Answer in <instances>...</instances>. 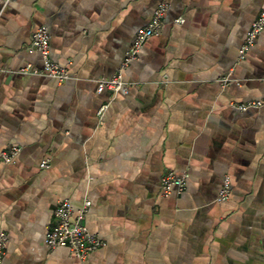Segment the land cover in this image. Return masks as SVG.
Listing matches in <instances>:
<instances>
[{
    "label": "crops",
    "instance_id": "1",
    "mask_svg": "<svg viewBox=\"0 0 264 264\" xmlns=\"http://www.w3.org/2000/svg\"><path fill=\"white\" fill-rule=\"evenodd\" d=\"M162 1L164 25L125 71L128 89L99 93ZM3 2L0 67L14 72L0 71V148L22 149L0 162V264H264V105H229L264 97V32L239 59L264 0ZM41 25L64 82L17 72L43 66L30 48ZM169 170L189 173L181 194L163 193ZM66 197L92 201L87 225L106 240L86 260L45 242Z\"/></svg>",
    "mask_w": 264,
    "mask_h": 264
},
{
    "label": "built area",
    "instance_id": "2",
    "mask_svg": "<svg viewBox=\"0 0 264 264\" xmlns=\"http://www.w3.org/2000/svg\"><path fill=\"white\" fill-rule=\"evenodd\" d=\"M4 5H7L9 0H3ZM169 9V2L162 1L155 8L154 13L147 24L140 27L133 39L131 46L126 51L123 61L117 71L111 77H102L98 80L97 91L99 93L108 90L113 96L121 91H126L130 84L125 79V71L136 60L139 59L141 50L151 37L160 33L164 25L165 15ZM1 14V11H0ZM176 23H183L184 18L179 17L175 20ZM264 32V5L260 14L253 21L244 43L240 48L239 59L246 58L249 50L256 43L257 38ZM31 49L39 51L42 55L43 66L35 68L32 64L17 70L18 73L47 75L58 79L59 82H64L71 77L67 66L60 64L51 57V32L46 25L37 27L32 34ZM0 71L13 73V70L1 68ZM224 82H228L229 78H224ZM229 105L238 110L245 111L251 108H258L264 105V97L252 99L249 101H230ZM108 107V103L103 104L98 114L102 116ZM21 146L12 144L10 146L0 148V162L13 163L18 157ZM44 168L50 167L49 159L41 162ZM188 172L177 173L173 170L166 171L162 176V190L166 195H170L174 190L181 194L187 185ZM231 195V179L226 176L222 188L217 196L218 202L226 201ZM92 205L89 198L83 200L82 205L75 209L70 198H63L58 202L53 211V220L48 226L45 236V242L49 249L58 247H68L71 253L80 260H86L90 254L99 247L106 244V240L98 234L92 232L87 225V213ZM8 234L0 232V263L2 262L6 246L8 244Z\"/></svg>",
    "mask_w": 264,
    "mask_h": 264
}]
</instances>
